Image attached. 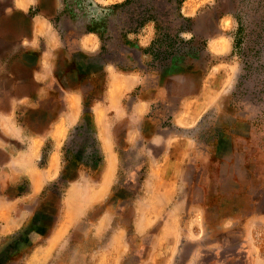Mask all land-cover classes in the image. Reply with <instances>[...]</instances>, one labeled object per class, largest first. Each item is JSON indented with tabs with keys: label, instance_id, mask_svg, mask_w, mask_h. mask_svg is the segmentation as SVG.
<instances>
[{
	"label": "crops",
	"instance_id": "0c3cea01",
	"mask_svg": "<svg viewBox=\"0 0 264 264\" xmlns=\"http://www.w3.org/2000/svg\"><path fill=\"white\" fill-rule=\"evenodd\" d=\"M53 1L57 2L54 6L60 12L64 4L61 0ZM91 1L101 8H108L125 0ZM40 2L12 0L9 7L12 14L25 18L27 29L19 38L22 54L17 63L25 74L13 72L10 91L0 95V259L7 242L29 228H34L35 234L26 250L8 254L5 263L1 264H9L14 257L18 264H73L77 262L74 258L78 257L81 259L79 264H125L127 229L122 224H114L115 212L106 205L120 166L115 129L120 124L124 126L123 141L128 146L141 145L142 124L157 98L155 90L143 88L149 74L142 68L120 67L109 58H101L103 40L98 32L82 31L67 39L58 20L55 22L51 14L36 9ZM216 3L217 0H184L180 13L198 20L206 11L216 10ZM216 19L214 28L219 32L214 34L212 31L206 36L205 49L213 56L222 57L232 51L227 31L233 28L235 16L230 10L221 12ZM186 33L195 36L194 29L182 32L183 35ZM155 34L156 22L153 20L127 33L126 41L139 50L140 62H152L148 49ZM219 66L218 62H210L201 88L181 100L180 108L172 118L173 124L192 126L198 120L193 121L192 114L196 113L199 103L216 100L208 96L207 82ZM87 91L94 93L89 106L90 132L101 161L94 173L86 164L76 169V176L69 180L59 205L53 208L52 224L46 233H40L41 227L35 224V218L50 209L44 202L45 193L59 178L64 150L73 133L83 124ZM173 140L176 138L165 140L158 134L149 140L153 144L161 142L165 150L160 160L149 165L142 182V194L134 203L135 236H145L162 216L160 212L165 213L138 264H173L180 247L174 248L172 244L189 240L186 237L190 230L188 224L176 230L177 218L187 207L185 200L174 196L179 188L177 181L182 175L186 152L183 150L176 156L171 148ZM171 164L177 170L167 173ZM161 201L165 202L163 207L156 209ZM96 205L104 207L90 223V228L99 234L109 231L106 244L99 250L67 252L73 230ZM243 228L244 264H264V214L247 216ZM163 241L167 243L165 249ZM204 256L205 249L199 248L188 264H206ZM218 257L215 256V260ZM63 258L68 259L64 261ZM220 261L211 264H221Z\"/></svg>",
	"mask_w": 264,
	"mask_h": 264
},
{
	"label": "rangeland",
	"instance_id": "374dc122",
	"mask_svg": "<svg viewBox=\"0 0 264 264\" xmlns=\"http://www.w3.org/2000/svg\"><path fill=\"white\" fill-rule=\"evenodd\" d=\"M11 1L0 0V95H7L6 92L10 91L8 89H11L14 70L18 74H25L17 64L20 58L16 55L22 54L19 38L26 31L27 24L23 16L9 11ZM55 2L41 0L35 7L51 14L55 22L58 20L67 39L76 37L89 25L103 28L107 37V52L101 58L129 53L132 58H126L124 62L142 68L149 74L143 88L155 90L157 97L142 124L141 145L128 146L123 141L124 126L120 124L115 129L120 166L113 192L106 205L115 212L114 224H122L127 229L128 251L124 263H139L165 213L160 212L162 216H159V220L145 236H135L134 203L142 194V182L147 176L149 165L160 160L165 150L161 142H149L152 135L158 134L165 140L176 138L171 144L176 156L181 155L183 150L186 152V156L182 155L184 167L174 196L185 200L187 204L185 211L177 218L176 230L188 224L190 230L186 237L189 240L171 243L174 248L180 247L173 264L191 263L189 260L193 259L190 257L199 248L205 249L203 261L206 264L216 260H221V264H244V220L252 214H264V0H217L216 10L206 11L198 20L181 19L169 24L166 17L160 32L156 26L154 39H158L159 54L151 63L140 62L139 50L129 45L123 36L125 29L129 28L127 16L130 9L103 14L98 10L99 6L90 5L86 0H61L64 8L57 12ZM230 10L235 16L233 28L227 31L232 45L231 53L216 57L206 49L201 51L206 36L212 31L214 34L219 32L214 28L216 16ZM179 26L187 28L186 32L194 29L195 36L191 37L190 32L186 35L182 34L184 31L178 33ZM169 52L171 54L168 55ZM165 62L180 63L186 67L191 65L193 70L186 74L165 75L162 72ZM210 62L221 65L207 82L208 96L216 100H209L206 104L199 103L196 113L192 114V120H198L192 126L173 124L172 118L179 110L181 100L196 94L201 88ZM87 93L90 97L94 95L90 91ZM88 142L90 138L85 130L72 138L67 146L68 161L63 158L66 177L75 173L80 162L90 163L92 154H89ZM97 163L96 157H93L89 165L93 173ZM174 166L169 165L166 172L177 170ZM163 182L165 181L162 180ZM61 185H57V193H50L47 208L56 203L59 205L58 196L61 199L63 195V192L59 195ZM163 202L158 207L155 206L156 209L163 207ZM103 207H93L77 225L71 234L67 252L103 248L110 232L99 234L100 232L90 228V223ZM51 211L49 214H52ZM44 218V212L37 214L35 222ZM224 220L227 221L223 223ZM34 232V228H29L16 239L7 242L1 252L0 264L5 263L8 254L26 250L32 243ZM162 244L165 249L167 243L163 241ZM235 255L239 258L234 259ZM215 256H219L218 259L215 260ZM13 259L9 264H18L17 258ZM67 259L63 258L64 261ZM74 260L77 262L73 264H79L81 259L78 257Z\"/></svg>",
	"mask_w": 264,
	"mask_h": 264
},
{
	"label": "trees",
	"instance_id": "16d2710c",
	"mask_svg": "<svg viewBox=\"0 0 264 264\" xmlns=\"http://www.w3.org/2000/svg\"><path fill=\"white\" fill-rule=\"evenodd\" d=\"M86 1L89 2L90 5L97 6L91 0H86ZM183 1L184 0H125L122 3L113 5V6L108 7V8L99 7L98 10L100 12H102L103 14H108V13L113 12L114 10H118V9L120 11H123L124 9H130L128 12L129 16H127L128 17L127 24H129V28L125 29V34L123 35L124 38H126V35L128 32L136 31L146 21H149V20H153L156 22L158 32H160L162 30L161 24H162L163 20L166 19V17H168V19L166 21L169 24H170V22H173L174 20H181V19L182 20H185V19L186 20H192L190 18L183 17L180 13V6H181ZM186 29L187 28H181L179 26L177 31H178V33H180L181 31H185ZM83 31H95V32H98L100 34L101 39L103 40V50L101 53V57H102V54L107 52V37L105 36V30L103 28H100V27L95 28L94 26L89 25ZM157 42H158V39L157 38L154 39L151 46L148 49L149 54H151V56H152V61H154L155 59L158 58V54H159L158 53L159 52L158 47H159V45H157ZM168 46H170V44ZM200 50L205 51V45H203L202 49H200ZM169 54H171V52H169L168 55ZM168 55H167V57H168ZM16 56H17V58H19L21 55L17 54ZM129 56H130L129 53H127V54L123 53V55H120L118 57H112L109 59L112 60L113 62H115L120 67L133 66L131 64H126V62H124V60H126V58H128ZM27 66L25 65L24 67H27ZM20 67L22 68V66H20ZM192 70H193V66H191V65L186 67V66L181 65L180 63L165 62L163 64L162 72L165 75H172V74H180V73L186 74L187 72H192ZM13 72L15 73V70ZM91 100H92V97H90L89 94L86 93L85 101H84L85 102L84 103L85 110H84L83 124L81 125V127H79L75 131V133H73V137L75 135L81 134L83 130H85L86 133L89 134L90 142H88V146H89L90 150L92 151V153H91L92 157L90 158V161H89L90 163L80 162L76 166V169H78V167L82 164L83 165H85V164L91 165L93 157H96V160L98 162L97 166L101 161L100 156L96 152V150H97L96 141L90 132L91 131L90 130V115H91V113L89 111V106H90ZM72 138L70 139L69 143H71ZM69 143L67 144V146L70 145ZM67 146L65 148V153H64V159H66V161H68L66 154L68 153L67 151L69 149ZM66 174H67L66 173V166L64 165L59 178L56 181H54L53 183H51L49 185V187L47 188V193H45V199H44L45 205L48 203L47 199H48L50 193H54V192L57 193V188H58L57 185L58 184H60V183L62 184L61 187H59V188H61V190H59V195H61V193L65 191V188L67 187L69 180L73 179L76 176V170H75V173L70 175L69 177H66L67 176ZM58 197H59L58 198V201H59L60 196H58ZM55 202H57V201H55ZM56 204H54V206L52 205L51 207L50 206L49 207L51 209H53ZM51 209H48V210L51 211ZM48 210H46L44 212L45 213L44 219L37 221V223L35 222V224H39V226L41 227L39 232L42 230V233H46L48 230V226L51 225L53 222V218H54L53 210L51 211L52 214H49ZM41 213H43V212H41ZM17 237H15V239Z\"/></svg>",
	"mask_w": 264,
	"mask_h": 264
}]
</instances>
